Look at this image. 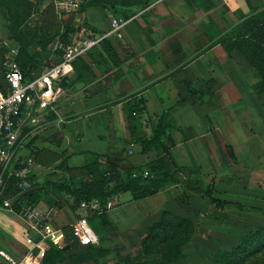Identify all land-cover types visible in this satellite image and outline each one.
Masks as SVG:
<instances>
[{
	"label": "crops",
	"instance_id": "0c3cea01",
	"mask_svg": "<svg viewBox=\"0 0 264 264\" xmlns=\"http://www.w3.org/2000/svg\"><path fill=\"white\" fill-rule=\"evenodd\" d=\"M29 1L34 7L21 28H30L36 42L20 54L26 78L61 60L59 38L73 42L107 34L104 43L72 64L52 109L35 113L37 104L29 102L22 108L20 130L25 137L19 154L35 157L32 181L41 188L44 203L51 202L47 207L53 208V225L62 231L78 217L77 203L52 181L75 187L105 170L112 186L150 163L175 169L180 182L113 208L114 216L122 218L130 204L133 221L146 219L172 208L176 196H194L198 191L185 182L225 169L227 149L237 144L234 139L249 138L252 122L264 121L260 77L233 44L247 37L241 26L264 10V0H101L81 7L89 0H74L78 7L70 11H63L58 0ZM114 18L122 25L112 31ZM3 19L0 80L4 42L17 47ZM36 116L37 122L32 121ZM160 119L167 123V135L142 151V142L153 135ZM128 195L119 192L108 201ZM25 235L24 221L0 208V246L20 257Z\"/></svg>",
	"mask_w": 264,
	"mask_h": 264
},
{
	"label": "rangeland",
	"instance_id": "374dc122",
	"mask_svg": "<svg viewBox=\"0 0 264 264\" xmlns=\"http://www.w3.org/2000/svg\"><path fill=\"white\" fill-rule=\"evenodd\" d=\"M13 1L17 6L20 0ZM2 5L6 10L16 7ZM12 44L23 53V46ZM18 65L20 68V62ZM4 70L3 66L2 74ZM252 126L250 137L238 140L244 141L243 146L234 139L235 147L227 149L225 169L197 177L224 204L218 207L199 192L191 198L181 194L173 201L174 207L133 221L130 204L122 218L115 217L113 209L135 200L131 195L111 204L99 202L101 216L107 221L102 222L96 213L90 217L98 238L96 247L75 257L81 248L76 246L71 250L72 262L62 259L54 264H218L211 257L217 246L233 254L226 264H264V121H253ZM35 203L49 205L43 199Z\"/></svg>",
	"mask_w": 264,
	"mask_h": 264
},
{
	"label": "built area",
	"instance_id": "2783aa9c",
	"mask_svg": "<svg viewBox=\"0 0 264 264\" xmlns=\"http://www.w3.org/2000/svg\"><path fill=\"white\" fill-rule=\"evenodd\" d=\"M63 11L75 10L78 4L74 0H58ZM122 22L112 19V31L117 30ZM107 34L86 35L65 43L56 41V48L61 60L46 68L44 72L26 79L16 60L17 47L4 42L7 53L3 57V87L0 88V208L8 209L19 216L26 224V249L20 257H14L0 246V264H42L50 245L64 246L63 231L53 225V208H40L27 202L19 203L17 208L10 205L3 192L9 179L20 191L31 186L35 174V159L31 155H20L19 149L24 143L20 130L21 113L25 103L37 104L35 113L52 109L64 91V76L72 62L100 44ZM38 117H33L37 122ZM131 152V151H130ZM147 170L143 174H147ZM135 175V173H133ZM111 204V200L108 201ZM78 217L70 224L72 238L81 245L96 244L97 235L90 224L89 217L100 214L97 200H81L77 205Z\"/></svg>",
	"mask_w": 264,
	"mask_h": 264
},
{
	"label": "trees",
	"instance_id": "16d2710c",
	"mask_svg": "<svg viewBox=\"0 0 264 264\" xmlns=\"http://www.w3.org/2000/svg\"><path fill=\"white\" fill-rule=\"evenodd\" d=\"M100 1L101 0H89L86 3L79 4V7L89 4H98ZM4 2L9 4L8 7H11V5L12 7H14L16 6V3H12L14 2L13 0H0V9L2 10L3 17L8 21L7 28L9 33L11 34V38L15 39L20 46H23V48L26 49V47H28L30 44L36 42V35L33 33V36L31 37V29L28 28L27 30L23 31L21 27L25 20L28 18L29 13L32 11L34 3L29 0H20L16 7L6 10V8H3L4 6L2 5V3ZM241 27L244 28L242 31L247 35V37L238 41H234L233 44L246 54L247 58L260 77L258 86L264 90V10L248 18L244 22V25ZM241 27L239 28V30H237V32L241 31ZM37 37L38 39L42 38L40 34H38ZM50 38V36L47 37L48 40ZM59 39L65 43H69V41L65 38ZM104 41L105 38L102 39L99 45L104 43ZM95 47H93L92 49H94ZM21 51H23V49H21ZM19 52L20 49H18L16 55V60L18 62V59L20 58V56L18 58V55L21 54ZM79 58L80 57L76 58L72 62V64L78 61ZM20 69L23 76L25 77L21 65ZM2 87L3 78L2 80H0V88ZM166 126L167 123H165L162 119L158 121L153 135L142 142V151L148 150L161 142L162 138L167 135L165 129ZM31 156L33 157V155ZM33 158L35 159V157ZM144 170H147L148 172L145 175L143 174ZM133 173H135V175H133ZM175 173V169L168 170L164 167H161L157 163H150L147 168L132 172L130 171L123 181L112 186L108 185V182L111 180L112 176H110L109 172H106L105 170H101L98 177H93L91 180H86L84 181V183H81L80 185L75 187L74 185L72 186L71 183L65 182L63 180L58 182L52 181L51 184L65 190L66 193L73 194L75 196L77 205L83 199L97 200L101 204H103L104 202L108 201L109 198H113L119 192H129L132 198L135 199L155 194L170 182H180V180L174 176ZM13 181V178L8 180L3 192L4 198H11L17 193L21 192L17 187H15ZM195 181H191L188 183L185 182V186H187L189 189L198 191L202 198L208 199L210 203H213L218 207L225 203V201L220 200L218 197H215L212 194L213 190L211 186L203 187L198 181L197 183ZM34 185L35 183H33L32 181L31 186ZM41 191V188H38L37 190L26 193L18 200V202L14 205V208H17L19 203L21 202H27L36 205L35 202L41 199ZM48 203L51 204L50 201H48ZM98 215L101 217L102 212ZM90 224L93 227L91 221ZM63 231L65 242L69 245V248L63 249V247L54 248L50 246L46 251L42 264H54L62 259H67L69 262H72L74 255L72 254L71 250L76 246L81 248L79 249V253L75 254V257H80L81 255L90 252L94 249V247H96V244L81 245L76 240H74L72 238L70 226L68 228H63ZM211 257L218 264H226L232 259L233 254L217 246ZM140 264L150 263L142 262Z\"/></svg>",
	"mask_w": 264,
	"mask_h": 264
},
{
	"label": "water",
	"instance_id": "95a60500",
	"mask_svg": "<svg viewBox=\"0 0 264 264\" xmlns=\"http://www.w3.org/2000/svg\"><path fill=\"white\" fill-rule=\"evenodd\" d=\"M39 187L38 186H30L29 188L25 189V190H22L21 192L17 193L16 195H14L13 197H11L9 199V203L11 206H13L21 197H23L26 193L28 192H32L34 190H37ZM69 248L68 245H65L63 247V249H67Z\"/></svg>",
	"mask_w": 264,
	"mask_h": 264
},
{
	"label": "clouds",
	"instance_id": "9594fccd",
	"mask_svg": "<svg viewBox=\"0 0 264 264\" xmlns=\"http://www.w3.org/2000/svg\"><path fill=\"white\" fill-rule=\"evenodd\" d=\"M230 6L233 7V8H235L237 5L230 3Z\"/></svg>",
	"mask_w": 264,
	"mask_h": 264
}]
</instances>
